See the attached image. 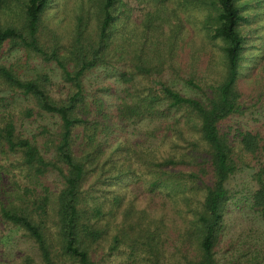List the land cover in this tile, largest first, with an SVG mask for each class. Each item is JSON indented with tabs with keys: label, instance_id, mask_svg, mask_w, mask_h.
<instances>
[{
	"label": "trees",
	"instance_id": "obj_1",
	"mask_svg": "<svg viewBox=\"0 0 264 264\" xmlns=\"http://www.w3.org/2000/svg\"><path fill=\"white\" fill-rule=\"evenodd\" d=\"M9 2L0 0V10H8ZM50 2L22 0L16 21L0 22V47L7 45L43 63L52 62L67 85L64 96L53 99L46 88L45 74L24 79L11 66L0 64V92L8 93L0 94V102L12 95L21 98L12 99L11 107L0 105V222L15 228L29 243L19 264H106L121 245L126 258L119 264H217L216 244L229 199L226 183L244 154L264 155L263 136L238 131L237 140L232 142L218 128L222 119L241 110L235 84L243 47L238 27L243 17L236 0L172 3L173 18L176 10L193 8L201 14L199 30L204 38L217 39L221 44L218 70L212 69L217 60L210 54L201 63L202 72L183 71L179 75L191 89L188 95L164 82L161 61L147 62L142 45L137 53L139 63L131 61L130 55L134 56L136 49L128 37L129 12L123 9V0H87L92 10L79 6L64 44L41 20ZM155 3L162 5L159 0ZM85 13L93 20L92 30L84 22ZM124 62H128L126 68L122 65L118 70L123 87L115 114L110 115L97 93L101 89L88 95L83 78L96 67L125 65ZM134 75L140 82H135ZM42 113L57 119L54 129L48 131L40 126L30 136L18 129L22 121ZM170 114L174 118L169 125L177 137L187 142V148L173 149L156 158L141 151L136 160L148 178V190L163 189L166 194L189 197L186 208L190 223L181 233V245L176 248L180 252L175 257L178 259L169 262L164 256L159 226L140 219L120 223L105 253L96 255L108 222L100 221L104 201L95 196V186L114 176L105 164L102 138L119 125L135 120L166 123ZM183 127L188 129L186 137ZM132 156L133 153L125 156L126 170L131 169L128 159ZM49 176L56 181L55 186L43 185ZM254 179L251 207L264 221V167L256 171ZM37 187L42 191L37 192ZM117 204L114 197L108 215Z\"/></svg>",
	"mask_w": 264,
	"mask_h": 264
},
{
	"label": "rangeland",
	"instance_id": "obj_2",
	"mask_svg": "<svg viewBox=\"0 0 264 264\" xmlns=\"http://www.w3.org/2000/svg\"><path fill=\"white\" fill-rule=\"evenodd\" d=\"M155 1L123 0V9L129 12L126 19L129 26L128 37L131 46L136 49L134 56L130 55L131 61L139 63L137 53L142 45L148 55L147 62L161 61L164 69L162 68L160 76L164 82L181 94H191V89L179 79V75L183 71L202 72L201 63L210 54L217 60L212 69L218 70L221 44L217 39L204 38L199 30L201 14L193 8L176 10V17L173 18L171 9L175 0H159L162 5H156ZM20 2L22 0H10V8L0 10L1 23L10 24L16 21ZM86 3L87 0H52L42 13V23L58 36L59 43L64 44L71 33L79 6L92 10ZM236 3L243 17L238 27L243 36V47L235 84L241 110L218 123L219 131L232 142L237 140L238 131L247 130L264 137V0H236ZM84 22L89 30L94 28L93 20L86 13ZM126 63L96 67L83 78L87 94L101 89L97 93L102 98L104 110L110 115L115 114L123 87L118 72L122 65L126 68ZM0 64L11 66L24 79L33 78L40 73L45 74L49 95L58 99L65 94L67 85L61 81L59 71L52 62L43 63L39 58L27 55L21 50L8 49L7 45H2ZM208 74L213 77L212 73ZM134 78L136 83L140 82L139 76L134 75ZM0 94L6 96L8 93L2 91ZM12 99L21 101L18 95H12L0 102V105L11 107ZM166 118V123L149 119L128 122L126 126L119 125L110 135L102 138L105 164L106 167L110 166L114 176L95 186V196L98 195L104 201L100 221L108 222L106 236L99 243L96 255L102 256L105 253L110 237L120 223L140 219L144 223L151 222L159 226L164 256L169 262L178 259L175 257L180 252L176 248L181 245V233L186 231L190 223V212L186 208L189 197L178 193L166 194L163 189L148 190V178L136 160V154L141 151L149 152L156 158L166 156L173 149L183 151L187 148V142L177 137L169 125L174 115L170 114ZM56 124L57 119L54 116L42 113L22 121L18 129L24 135L30 136L35 135L40 126H45L50 131ZM186 129L183 127L184 137L188 134ZM35 139L39 137L35 136ZM132 153L133 156L128 159L131 169L126 170L125 156ZM258 155L244 154L237 170L226 183L229 199L216 244L217 264H264V221L251 207L250 202V194L256 188L254 175L260 167H264V155ZM176 168L190 169L186 166ZM89 179L88 183L91 181ZM43 185L55 186L56 181L49 176L43 181ZM36 191L41 192V187H37ZM114 197H117L118 204L113 206L112 214L108 215L107 209ZM28 245L16 233L15 228L4 226L0 222V264H19V258L28 252ZM124 249L121 245L118 251L107 258L109 260L106 264L124 263Z\"/></svg>",
	"mask_w": 264,
	"mask_h": 264
}]
</instances>
